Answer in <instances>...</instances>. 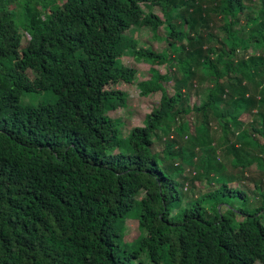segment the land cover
Returning <instances> with one entry per match:
<instances>
[{
    "label": "trees",
    "instance_id": "trees-1",
    "mask_svg": "<svg viewBox=\"0 0 264 264\" xmlns=\"http://www.w3.org/2000/svg\"><path fill=\"white\" fill-rule=\"evenodd\" d=\"M247 2L0 0V264H131L117 238L135 207V258L264 264V0ZM136 27H164L167 48L141 49ZM136 82L160 105L124 137L109 113L129 102L115 86ZM195 181L217 187L183 208Z\"/></svg>",
    "mask_w": 264,
    "mask_h": 264
},
{
    "label": "rangeland",
    "instance_id": "rangeland-1",
    "mask_svg": "<svg viewBox=\"0 0 264 264\" xmlns=\"http://www.w3.org/2000/svg\"><path fill=\"white\" fill-rule=\"evenodd\" d=\"M254 1V0H253ZM63 3V1H61ZM247 0H245V5L247 4ZM253 2H250L249 5L250 10H246L244 13V18H242L240 24L236 26V30H238L241 33V36L243 38L247 37V32L244 28L245 23V17L254 15V9H253ZM146 11L153 12L154 15L159 16L161 19L163 18L162 9L160 7H153L150 5H143ZM18 13L21 12V6H18L17 8ZM19 26L21 27V31L23 34L28 35V33L23 29V23L24 21L18 17L17 19ZM216 23V29L215 34L218 35L219 39L225 41V37L223 36V33L220 31V22L218 19L214 20ZM133 33L135 32V37L139 40V47L141 49H148L149 47L154 48L158 52H162L167 48V44L164 41V38L167 37L168 33L164 27L159 28L158 30V37H155L154 33L149 27H136V29H133ZM130 35V34H129ZM131 36V35H130ZM26 43V42H24ZM23 43V44H24ZM250 51L257 53L258 51L255 50L254 46H251ZM122 64L134 68L138 71V82L146 81L150 79L149 70L151 69L152 65L150 63H146L144 61L137 62L132 55L126 54L122 58ZM157 70H159L162 74L166 73L165 66H155ZM33 74V73H32ZM169 93L173 94L172 90V84L167 85ZM115 89L121 90L128 94L129 96V102L128 106L125 109H118L116 111L110 112L109 115L112 118H125L127 125H125L122 129V135L126 137L129 135L130 131L135 127H141L144 125V121L146 116L151 113V111L154 108L159 107L160 100H161V93H155L151 96L144 97L141 94L140 88L137 86V82L135 84H120L116 85ZM194 96V95H193ZM197 99V103L200 104V101ZM56 100V95L54 94H28V96H24L22 98V104L28 105V104H34L38 105L40 103H52ZM186 168V174L185 176L189 177L193 175V169L190 167L185 166ZM206 184L202 182L195 181L193 189L191 188V185H186L185 188L188 190H184V192L187 193L186 197L184 198L183 202V208L188 207L189 204L193 199H196L202 192H206L209 189L216 188V184L209 185L208 188L205 187ZM230 187L236 188L238 190H246L247 186L249 187V190H253L252 183L248 182L244 184L243 182H235L229 184ZM184 188V189H185ZM144 197V193L141 194L138 197V200L142 199ZM177 213V210H173V214L175 215ZM139 214V208L135 207L131 212L129 217L125 220V231L124 234H122L119 238H117V242L120 245L121 249L124 251V253L132 254L130 256L131 264H152L148 257V253L146 251H139V254L137 258L133 256L135 252L139 250V238L143 237L146 233L144 231H141L139 228V222L136 218ZM169 261L164 260L161 264H169ZM261 264V263H257Z\"/></svg>",
    "mask_w": 264,
    "mask_h": 264
}]
</instances>
